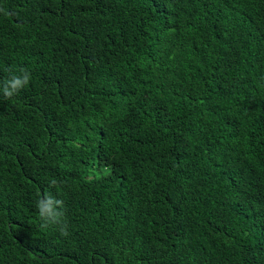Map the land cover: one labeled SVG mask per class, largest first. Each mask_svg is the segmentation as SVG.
<instances>
[{"label": "trees", "instance_id": "1", "mask_svg": "<svg viewBox=\"0 0 264 264\" xmlns=\"http://www.w3.org/2000/svg\"><path fill=\"white\" fill-rule=\"evenodd\" d=\"M0 264H264V0H0Z\"/></svg>", "mask_w": 264, "mask_h": 264}, {"label": "clouds", "instance_id": "2", "mask_svg": "<svg viewBox=\"0 0 264 264\" xmlns=\"http://www.w3.org/2000/svg\"><path fill=\"white\" fill-rule=\"evenodd\" d=\"M20 71L22 75H13L10 79L3 82L2 93L6 99L13 97L28 84L30 73L24 69H21ZM57 208H63V201L56 200L50 195L37 201L38 215L44 222L42 227H47L49 223H60V218L63 216V212L58 211ZM60 231L62 235H67L65 226L62 225Z\"/></svg>", "mask_w": 264, "mask_h": 264}]
</instances>
